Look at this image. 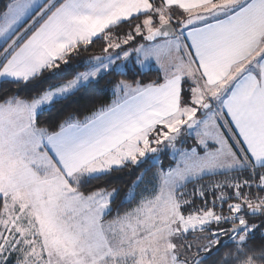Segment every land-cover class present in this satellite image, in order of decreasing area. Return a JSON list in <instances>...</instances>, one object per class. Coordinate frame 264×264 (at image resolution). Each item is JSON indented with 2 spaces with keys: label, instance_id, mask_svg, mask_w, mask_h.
Here are the masks:
<instances>
[{
  "label": "snow or ice",
  "instance_id": "6c2138e0",
  "mask_svg": "<svg viewBox=\"0 0 264 264\" xmlns=\"http://www.w3.org/2000/svg\"><path fill=\"white\" fill-rule=\"evenodd\" d=\"M133 54L156 80L42 123ZM3 85L30 95L0 92V264H264V0H9Z\"/></svg>",
  "mask_w": 264,
  "mask_h": 264
},
{
  "label": "trees",
  "instance_id": "16d2710c",
  "mask_svg": "<svg viewBox=\"0 0 264 264\" xmlns=\"http://www.w3.org/2000/svg\"><path fill=\"white\" fill-rule=\"evenodd\" d=\"M9 3V0H0V12H3ZM126 30V26H125ZM101 43L97 42L93 45L88 52L82 53L80 57H76L72 61V65L77 64L78 62H82L85 57L92 54H100ZM76 71H83L84 67L81 63V67L76 68ZM72 73L68 72L63 78H71ZM158 77V73L155 70L144 71L141 72L136 67H131L127 70L126 75H122L118 72H110L105 74L103 78L99 80L98 83L93 82L92 84L86 86L82 89L76 97L71 98L70 101H66L63 104L57 105L55 109L51 113H46L45 116L41 117L42 123H59L68 113L76 112L80 116L86 115L90 113L93 109L101 106L109 104L113 99L112 89L113 85L119 80H134V79H142L144 82L156 80ZM4 89H9V93L11 94L14 91H18V94L21 96H28L30 93L26 90H17L15 85H3L0 86V92ZM168 165L165 164L163 167L166 169ZM145 169H149L148 176H151V173L154 170L153 165L150 160H147L146 163L141 164L140 167L134 169H125L122 172L114 173L112 177L107 180L108 187H117L119 188V195L116 197L113 202L112 215L108 216L107 219H111L112 216L115 215L117 207L120 206L121 200L124 199L125 194L127 193L129 187L132 182L136 179L138 175L141 174ZM206 179H211L209 177H205ZM93 185L100 184L104 186L102 182L93 181ZM139 190V189H137ZM211 201V199H208ZM127 207V206H125ZM121 211L124 209L121 208ZM259 233H257V239L252 241L256 246H259ZM222 241L226 242L227 237L222 238ZM223 251V249H221Z\"/></svg>",
  "mask_w": 264,
  "mask_h": 264
},
{
  "label": "rangeland",
  "instance_id": "374dc122",
  "mask_svg": "<svg viewBox=\"0 0 264 264\" xmlns=\"http://www.w3.org/2000/svg\"><path fill=\"white\" fill-rule=\"evenodd\" d=\"M86 58V57H85ZM84 60V59H83ZM133 65L135 66V55L133 54V57H132V63L128 66V69L133 67ZM127 69V70H128ZM112 94H113V89H112ZM183 140L185 141L183 144H180L178 145L179 147H185V148H191L195 145V143L193 142V140H195L194 136L193 137H188V136H185L183 137ZM192 142V143H191ZM151 161V164H152V160L151 159H148ZM159 160L162 162V165L164 166L165 164H167L168 166L166 167V169L169 167V165L173 164L174 161L171 159V150L170 149H166L164 151H162L160 154H159ZM147 161V160H146ZM146 161L144 163H146ZM143 163V164H144ZM155 171V168L154 170ZM209 179H206L204 181H202V183H206ZM192 189V185H189L188 186V190L191 191ZM139 191V190H137ZM208 199H212V196L209 195L208 196ZM210 201V200H209ZM202 203L201 200L197 199L196 200V206H199L200 204Z\"/></svg>",
  "mask_w": 264,
  "mask_h": 264
},
{
  "label": "crops",
  "instance_id": "0c3cea01",
  "mask_svg": "<svg viewBox=\"0 0 264 264\" xmlns=\"http://www.w3.org/2000/svg\"><path fill=\"white\" fill-rule=\"evenodd\" d=\"M134 66V65H133ZM134 67H136L139 70V66L135 65ZM153 70H155V66L153 64ZM193 142L195 143V140H193ZM192 143V142H191Z\"/></svg>",
  "mask_w": 264,
  "mask_h": 264
}]
</instances>
